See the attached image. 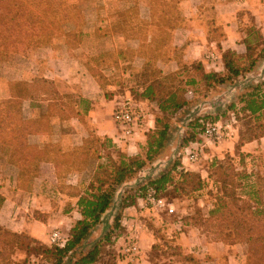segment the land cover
Listing matches in <instances>:
<instances>
[{
  "label": "crops",
  "instance_id": "1",
  "mask_svg": "<svg viewBox=\"0 0 264 264\" xmlns=\"http://www.w3.org/2000/svg\"><path fill=\"white\" fill-rule=\"evenodd\" d=\"M82 3L86 5L82 7ZM54 6L64 14V23H45L48 34L40 48L1 63L8 64L7 72L0 66V99H19L23 118L31 126L25 140L26 165L19 170L4 162L0 170L5 174L0 176V226L44 242L56 231L68 237L71 225L80 219L76 210L80 191L108 151L101 144H110L134 158L155 130L160 113L158 90L147 89L152 84L145 77L151 60L141 50L143 45L157 43L149 8L119 0H57ZM176 10L182 25L168 31L169 55L157 58L152 65L161 77L196 65L195 76L200 78L205 102L213 100L231 81L249 79V86L255 79L264 80V0H183ZM134 13H138L136 24L125 21ZM143 25L147 34L141 40L132 30L140 34ZM256 36L263 42L257 54ZM227 55L232 57L235 75L225 67L223 57ZM214 76L228 81L215 84L210 78ZM3 78H7L5 84ZM17 84L32 89H23L25 95L18 98L21 91H17ZM249 96L239 103L244 105L243 116L250 117L245 110ZM125 98L140 102L146 113L131 137H122L112 119L117 103ZM236 142L234 138L219 147ZM257 148L258 142L252 141L241 149L248 155ZM63 189L75 194L66 195ZM60 205L71 209L62 211ZM123 211L128 234L136 235L133 224L149 211L142 201ZM129 216L134 220H128ZM200 237L192 240L201 245L200 254L193 253L201 264H246L243 245H203ZM178 246L185 255L190 254L186 236L178 240ZM150 251L151 247L143 248L131 263L119 260V264H152ZM174 263L178 262L173 257L167 261Z\"/></svg>",
  "mask_w": 264,
  "mask_h": 264
},
{
  "label": "rangeland",
  "instance_id": "2",
  "mask_svg": "<svg viewBox=\"0 0 264 264\" xmlns=\"http://www.w3.org/2000/svg\"><path fill=\"white\" fill-rule=\"evenodd\" d=\"M55 4L57 0H52ZM183 1V0H182ZM180 0H152V5L155 6L156 17L159 18V22L155 19V24L166 25L169 27L168 22L170 19H176L177 26H181L180 14H178L177 5L182 2ZM83 2V0H81ZM145 4V3H144ZM177 4V5H175ZM67 3H63L65 7ZM86 4L82 3L81 6L84 7ZM143 5V4H142ZM168 14L163 16L164 12ZM131 20V19H130ZM179 20V21H178ZM131 22L134 23L132 20ZM162 27V26H159ZM165 28V27H164ZM161 29V31H153L155 37L157 38L155 45H143V54L151 60L150 66L146 71V79L148 81L157 82L159 88H157L159 101H166L171 95H174V103L183 104L182 108L179 110L169 109L166 112L157 113L158 125L156 127V133L161 132L166 128V135L164 141L162 142V147L150 155V161H145L147 149H142L140 154L134 158H138L141 161H145V167L135 174L131 180H128L126 184L120 186L115 194L114 202L112 207L108 212L102 217L103 225L96 228L92 233L91 238L87 241V244H92L101 240L104 235L113 227L114 219L120 216L119 220V230L113 234V242L111 239L110 245H106L103 248L102 256H104L105 261H109V258L105 255L112 252L115 262L112 260L110 264H119V260H125L129 263L137 258L139 252L143 248L151 247L149 252V261L152 264H167L170 257L177 259L184 258L186 256L193 257L194 254H200L201 245L195 243L192 239L193 237L201 239L202 244L205 243H223L225 245H236L234 239V233L230 228L228 231L223 232L219 230L218 222H213L208 220V213L213 209L215 205L216 198L223 199L224 194L226 195V202L231 204L233 199H241L244 202H249L252 207L255 206L254 199L249 196L251 191L249 186H254V190H258L261 193L260 199L262 201L261 207L264 211V137L255 139L258 142V148L252 154H245L242 152L243 145L240 146L241 139L251 138L253 134V129L257 127L258 124L263 125L264 119H261L258 123L253 121L249 115L243 116V104L239 101L245 97V95H251L258 93L263 95V88L256 90L257 87L263 85L264 80L255 79L249 86L247 81L249 79L237 80L236 83L231 81V84L225 86L219 91L213 100L210 102H205L202 99L203 88H201V82L195 76V71L197 66L191 68L181 69L177 74L171 75L169 77H161L157 70L154 69L153 61L162 56L169 55V40L170 34L168 30ZM140 34L137 32L132 34L138 36L141 40L146 38L147 28L143 25ZM146 32V33H145ZM142 33V35H141ZM253 42L256 44L254 47L255 52L261 49L262 46L259 37L253 38ZM259 48V49H258ZM9 58L1 63L7 62ZM20 56V55H19ZM156 58V59H155ZM5 67L6 72L9 70L8 64L2 65ZM5 70L3 71L5 73ZM3 84H5L7 78L1 79ZM191 81L194 85H191ZM199 81V82H198ZM195 83L196 86H195ZM24 84H17V91H21V96L24 95L23 89H26ZM40 89H45V85L39 84ZM4 86V85H3ZM4 88V87H3ZM7 88H9L7 86ZM190 89H198L197 91H191ZM205 89V87H204ZM216 89H219L216 87ZM235 89H240L236 91ZM241 89H244L242 92ZM19 93H17L18 95ZM2 97V95H0ZM249 98V97H248ZM247 98V99H248ZM133 99V98H132ZM135 100V99H133ZM5 101L4 99H0ZM137 101V100H135ZM165 105H168L166 103ZM27 118V116L25 115ZM212 121L216 119L217 122L214 124H205L203 129H194L196 125L202 124L205 121ZM199 121V122H197ZM204 121V122H202ZM207 125H216L217 131L219 132L220 140H216L215 137L212 139H207L202 136V132ZM155 133V134H156ZM150 142L154 141L155 135H150ZM236 138L237 142L234 145L220 146V144L225 142H231ZM4 146H0V170H2V164L7 163L6 153L4 151ZM112 155L113 160L107 161L105 158L107 155ZM124 156L116 148L109 150L103 156L104 161L102 162L103 169H101L98 175L99 179L110 182L108 175L112 171V166H118L119 162ZM194 157L193 159H191ZM129 158V157H128ZM91 161L93 158L91 157ZM213 166V167H212ZM173 167H176L175 171L172 172V185H167L165 190L161 193L159 198L163 199L168 206H171L173 213L169 214L168 210L163 209H153L147 204L146 198L138 199L142 201L144 207L149 211L144 217H141L139 222H136L135 227H132V232L136 235H129L127 228L124 224L125 216H123V209L121 208L123 200L133 195L134 191L139 187L144 185L148 180H154L158 178L161 174L169 172ZM4 169V168H3ZM246 173L249 179L241 180L239 178V173ZM0 176H4L3 172H0ZM180 173H191L199 175V179H196V183H200L202 188L200 191L192 194L185 195L179 193L175 190L174 184L179 183L182 179ZM226 184L227 192L222 191V185ZM239 184L243 185V189L239 187ZM248 185V187H245ZM85 187V186H84ZM66 195H72L75 192L63 189ZM81 192V191H80ZM3 200L2 193L0 191V206ZM235 206L231 208L230 213L241 214L239 210L236 212L233 209L239 207L241 203H235ZM62 208V211H67L71 209L70 206H58ZM244 208V207H242ZM238 209V208H237ZM234 213V214H233ZM253 210L244 209L242 216L246 218H251ZM221 215V214H220ZM228 216H225L222 224L227 225ZM136 219V218H135ZM260 219L264 220V216ZM128 220H134L133 217L129 216ZM131 225V223H130ZM144 229H140V227ZM2 227V226H0ZM6 231L15 233V231L2 227ZM136 230L139 232L136 233ZM142 230V231H141ZM58 232V231H56ZM52 234L47 238V241H35L46 248L59 247L62 248L67 241L68 237L60 236L58 233ZM144 232V235L142 233ZM263 232L264 230H259ZM24 235V234H22ZM25 236V235H24ZM186 236V239L190 246V254L185 255L181 251L180 258H177L176 249H179L178 240ZM27 237V236H26ZM139 237V238H138ZM34 239V238H33ZM142 241V242H141ZM25 243H27L25 241ZM142 243V244H141ZM140 244V246H139ZM191 244V245H190ZM132 245L136 246L135 251L128 252V249ZM143 247V248H142ZM181 249V248H180ZM10 259L18 262L19 264H45V261L40 256H35L29 254L26 256L24 253H20L17 256ZM27 258L28 260H26ZM198 260V258L193 257ZM26 261L25 263H23ZM199 261V260H198ZM174 264H180L174 263ZM201 264V261H200ZM226 264V263H223ZM247 264V256H246Z\"/></svg>",
  "mask_w": 264,
  "mask_h": 264
},
{
  "label": "trees",
  "instance_id": "3",
  "mask_svg": "<svg viewBox=\"0 0 264 264\" xmlns=\"http://www.w3.org/2000/svg\"><path fill=\"white\" fill-rule=\"evenodd\" d=\"M125 3L134 4L135 7L140 5H146L150 10V20L155 31H161L167 29L173 30L177 27L176 19L172 18L168 22L169 27L163 23L162 27L155 24L156 19L159 22V18L156 17L155 6L152 5V0H119ZM182 1V0H180ZM145 3V4H144ZM177 5V4H175ZM54 6L52 0H0V62L6 61L10 55H24L26 51L30 49L40 48L45 43V35L48 34L45 31V23L62 24L66 20L64 14L60 13V10ZM168 13L165 11L163 16ZM138 13L131 14V16L125 17L129 21L137 20ZM131 19V20H130ZM179 21V20H178ZM132 30V28L130 29ZM156 31V32H157ZM52 32V31H50ZM227 59V60H226ZM225 67L231 73L232 71V57L227 55L223 57ZM215 84H222L228 79H217L215 76L210 77ZM26 89H32L28 85H23ZM157 82L152 84L147 89H157L159 87ZM264 89L263 85L256 88ZM24 91V90H23ZM26 93V92H25ZM25 93H23L25 95ZM22 95V96H24ZM20 96V97H19ZM21 92L18 98H21ZM174 95H171L166 101H160V112H166L169 109L179 110L183 104L174 103ZM166 103L169 104L165 105ZM245 110L250 113V117L257 123L264 119V93L259 95L253 93L246 100ZM204 123L197 124L194 129H203V126L207 124H214L216 119L212 121L203 118ZM199 122V121H197ZM158 125L157 119L155 120V130L148 134L146 141V158L145 161H150V155L154 150H158L162 147L166 135V128L163 131L156 133V127ZM31 126L27 123L22 115V103L19 99H9L0 102V146H4V151L7 154V163L15 166V168L21 170L27 163L24 151H26V137L29 134ZM156 133V134H155ZM253 136L247 139H241V145L250 143L255 139L264 137V123L258 124L253 129ZM150 135H155L154 141L150 142ZM102 148L113 150L110 144H101ZM145 147L143 149H145ZM107 161L113 160L112 155L108 154L105 158ZM145 161H141L138 158L123 157L118 166H112V171L108 175L109 183L99 179L98 175L103 166L98 165L97 169L91 176L89 182L82 189L81 194L76 203V210L80 216L78 221H75L69 230L68 238L62 248L52 247L46 248L39 245L35 239L18 233H11L0 227V264H19L10 259L17 256L20 253H24L26 256L33 254L40 256L44 259L45 264H110L112 260L115 262L112 252L105 255L109 258V261H105L102 256L103 248L106 245H110L111 239L113 242V234L119 229L120 216L114 219L113 227L104 235V237L98 242L87 244V241L91 238L92 233L96 228L103 225V216L112 207L114 197L117 189L126 184L128 180L137 174L145 167ZM213 167V166H212ZM176 167H173L169 172L161 174L154 180H148L144 185L139 186L133 193L126 197L121 205L124 210L128 207H132L136 204L138 199L145 198L149 193L155 197H159L165 190L167 185H172L171 174ZM26 176V175H19ZM182 177L179 183H175L174 187L181 194L192 195L201 190L202 185L196 183V179H199V175L191 173H180ZM241 180L249 179L246 173H239ZM222 185V184H221ZM226 184L222 185V191L227 192ZM239 187L243 189V185L239 184ZM248 187V185H245ZM249 196L254 199L255 206L249 202H244L241 199H233V202L229 204L224 199L216 198V203L213 205V209L208 213V220L218 222L219 230L225 232L230 228L234 233V239L236 244L243 245L245 247L247 264H264V233L259 230H264V220L260 219L264 216V211L259 209L262 201L260 199L261 193L258 190H254V186H249ZM74 195V193L72 194ZM3 200L1 201L2 204ZM234 202L241 203L239 207H235L233 210L241 212L232 215L230 210L235 206ZM244 207V208H242ZM238 208V209H237ZM244 209L253 210L251 218L242 216ZM238 213V212H237ZM221 214V215H220ZM228 216L227 225L222 224L225 216ZM226 220L224 221V223ZM27 236V237H26ZM25 241L27 243H25ZM182 249H176L178 253L177 258H180ZM28 260L27 258H25ZM180 264H200V261L194 259L191 256L177 259ZM24 261L23 263H25Z\"/></svg>",
  "mask_w": 264,
  "mask_h": 264
},
{
  "label": "built area",
  "instance_id": "4",
  "mask_svg": "<svg viewBox=\"0 0 264 264\" xmlns=\"http://www.w3.org/2000/svg\"><path fill=\"white\" fill-rule=\"evenodd\" d=\"M146 117L145 110L142 104L132 98H125L117 103V106L112 114L113 122L122 137H131L141 127ZM202 136L207 139L215 137L216 140H220L219 132L216 125H207ZM192 157L191 159H193ZM146 202L153 209H165L169 214L173 213L171 206H168L165 201L159 197H155L151 193L147 195ZM136 246L132 245L128 252L135 251Z\"/></svg>",
  "mask_w": 264,
  "mask_h": 264
}]
</instances>
